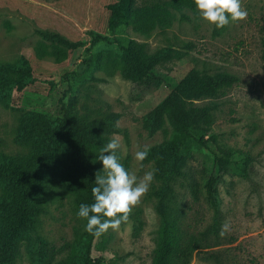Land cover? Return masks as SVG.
I'll use <instances>...</instances> for the list:
<instances>
[{
	"label": "rangeland",
	"instance_id": "rangeland-1",
	"mask_svg": "<svg viewBox=\"0 0 264 264\" xmlns=\"http://www.w3.org/2000/svg\"><path fill=\"white\" fill-rule=\"evenodd\" d=\"M115 1L0 0V81L5 75L12 81L0 92V157L31 156L33 142H18L24 117L60 118L63 105L88 121L114 114L119 131L101 135L106 143L120 141V162L142 177L154 165L138 162L135 153L162 142L172 131L166 120L149 134L145 114L190 69L234 75L232 85L194 101L216 108L207 130L192 133L195 138L203 135L206 145L190 138L182 147L184 163L171 183L169 209L180 240L196 247L187 264H264V0H241L247 16L222 28L201 18L196 7L183 8V19L177 12L170 27L156 28L148 37L131 27L107 30V5ZM38 30L57 32L82 46L56 54ZM95 34L107 35L110 41H98L88 52L85 48ZM129 39L141 43L146 54L170 45L181 56L158 63L143 82L133 83L102 57L119 55ZM184 43L190 47L184 48ZM19 69L28 72L20 86L14 82ZM100 148L95 157L99 174ZM219 148L231 149L233 162L215 180L214 209L203 185L212 173V150ZM243 154L251 158L247 176L239 169ZM158 185L153 179L131 206L128 219L93 240L92 257L103 264L150 263L160 226L153 193ZM7 196L0 186V205ZM36 205L33 226L18 236L10 264H79L86 220L76 216L74 193L51 178L44 182ZM2 240L0 235V247Z\"/></svg>",
	"mask_w": 264,
	"mask_h": 264
},
{
	"label": "trees",
	"instance_id": "trees-1",
	"mask_svg": "<svg viewBox=\"0 0 264 264\" xmlns=\"http://www.w3.org/2000/svg\"><path fill=\"white\" fill-rule=\"evenodd\" d=\"M195 7V0H116L107 5V30L113 32L120 26L131 27L136 33L148 37L156 28L170 27L177 12L179 18L183 19V8L194 10ZM38 33L44 40L50 41L56 54H61L64 49L82 46L81 41H70L57 32L38 30ZM98 41L110 39L107 35L95 34L85 50L89 52L90 47ZM184 46L190 47V44L184 43ZM180 56L181 52L170 45L146 54L141 43L129 39L126 45L121 46L119 55L113 57L111 53H105L102 57L109 60L121 76L133 83H141L158 63ZM27 75V71L19 69L14 82L22 85ZM236 80L234 75L228 73L207 74L190 69L145 114L144 127L149 134L161 128L166 120L172 127L171 133L162 142L147 147L148 156L143 161L153 163L154 179L159 184L153 193L157 199L155 209L160 226L149 264H187L190 261L196 247L183 243L179 238L169 209L171 183L181 173L184 163L182 147L187 140L193 138L198 145H206L203 135L195 138L192 133L194 130H207L212 123L216 104L196 105L194 101L215 96L220 89L232 85ZM10 85L12 81L5 75L0 81V92ZM62 111V116L54 119L42 114L25 116L18 142H33L31 156L22 160L0 157V186L8 192L0 205V235L3 237L0 264L11 263L18 236L33 226L36 202L48 179L57 178L62 187L74 193L77 209L80 203L94 202L91 188L95 183V173L99 174L95 161L96 149L107 142L101 133L119 131L113 122L115 115L88 121L75 117L67 106L62 105ZM210 137L215 138L213 135ZM232 156L231 149L212 150V173L204 180L203 188L207 201L214 209L217 207L215 180L229 169ZM242 158L244 166L239 169L243 176H247L246 166L251 158L245 154ZM124 166L128 169L127 162ZM95 238V235L85 232L79 264H103L99 258L91 255Z\"/></svg>",
	"mask_w": 264,
	"mask_h": 264
},
{
	"label": "clouds",
	"instance_id": "clouds-1",
	"mask_svg": "<svg viewBox=\"0 0 264 264\" xmlns=\"http://www.w3.org/2000/svg\"><path fill=\"white\" fill-rule=\"evenodd\" d=\"M195 6L200 17L216 28L224 27L230 20H241L247 16L241 0H195ZM118 149L120 141L116 138L99 149L97 159L103 171L101 174L95 173V183L91 188L94 202L80 203L76 212L78 218L86 220L85 231L96 237L103 235L109 228L117 229L121 222L126 221L131 206L139 202L154 179L155 169L145 172L142 177L129 171L120 162ZM147 156V148L135 153L138 162H143Z\"/></svg>",
	"mask_w": 264,
	"mask_h": 264
}]
</instances>
